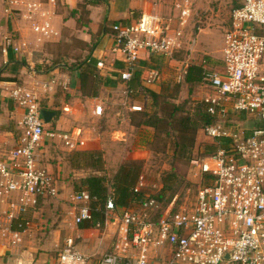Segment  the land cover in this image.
<instances>
[{
	"label": "built area",
	"instance_id": "2783aa9c",
	"mask_svg": "<svg viewBox=\"0 0 264 264\" xmlns=\"http://www.w3.org/2000/svg\"><path fill=\"white\" fill-rule=\"evenodd\" d=\"M170 2V11L110 26L111 50L125 65L119 78L126 84V98L132 94L128 83L141 61L148 63L144 67L147 86L161 80L159 68L150 67L154 59L180 64L174 78L179 85L184 82L195 45L188 33L195 1ZM0 6L8 17L23 14L25 20L37 19L32 30L40 38L58 36L40 2L0 0ZM3 42L4 55L10 50L18 55L25 46L11 35ZM101 67L97 62L96 68ZM51 76L32 87L22 85L9 91L10 98L23 107L17 146L0 159V238L12 248L20 246L40 205L59 196L54 176L40 166L44 142L60 139L70 151L84 144L66 133L44 129L38 95L52 92L56 76ZM202 87L207 92L200 101L217 122L202 131L210 140L211 152L191 161L195 177L200 175L194 204L189 210H173L170 204L154 221L156 203L151 199L131 210L119 209L108 200L105 217L118 213L119 238L116 251L103 255L98 264H264V0H243L231 12L221 68L206 70ZM128 109L143 112L139 105ZM93 114L101 116L102 107L95 105ZM236 114L248 115L250 123L233 127L230 120ZM144 187L140 176L134 192H143ZM71 201L74 223L90 221L88 192L76 191ZM66 247L59 264H90L77 253L67 254L72 250L71 241Z\"/></svg>",
	"mask_w": 264,
	"mask_h": 264
},
{
	"label": "rangeland",
	"instance_id": "374dc122",
	"mask_svg": "<svg viewBox=\"0 0 264 264\" xmlns=\"http://www.w3.org/2000/svg\"><path fill=\"white\" fill-rule=\"evenodd\" d=\"M157 1L159 0L155 2ZM193 1H195V5L188 25V33L190 38L195 39V45L193 47L194 51L190 62L195 64L209 58L210 62L208 63L210 65L218 63L219 66L221 63V51L224 46V35L230 25L231 12L235 9V6L241 3V0ZM159 2L167 8L164 12L171 10L172 6L170 0H160ZM106 6L107 4L104 3L103 12ZM19 16L13 15L11 16L12 18H7L0 6V57H4L2 53L4 45L3 38L11 34L13 40L17 41V39H20L26 44L15 57L25 61L26 49L28 47H31V49L40 47L41 53L36 52L39 54L38 60H43V58H45L43 54L48 53L52 55L48 65H57V68L66 73L72 70L73 65L80 63L85 52H88V50L90 51L93 47V41L88 45L82 42L85 36L84 33H86V27H82L84 25L82 22L76 24L70 23L74 29H63L64 31L61 30L59 32V36L45 40L41 38L42 42L39 43L37 41L38 35L32 30V24L33 22H37V19L34 21L28 20L29 22H27L23 19V14ZM84 20H86V18H84ZM19 21L22 24L24 36H21L19 30L16 29V22L19 23ZM76 29L77 32L75 31ZM17 30L18 32H16ZM30 35L32 37H30ZM22 42L20 41V43ZM178 58H182V56H178ZM179 66L180 64L177 65L173 62L169 63L165 60H152L150 67L159 68L161 80L150 88L157 93H162L166 100L171 103H175L176 105L187 103V109L191 106L194 107L193 103L200 101L207 90L198 85L190 86L177 84L174 77ZM2 67L3 65L0 64V72L2 71ZM220 68L217 70L219 71ZM146 69L147 68H141L140 70L136 69L138 72H134V78H136L138 82L139 78L141 80L147 76ZM131 95L132 102L142 107L143 112L141 113L146 111L148 113H153L155 111L149 96L142 88L137 89L136 87ZM40 105L41 107L47 108L46 102H41ZM117 107V110L121 109L122 112L124 111L122 107L128 108V106L124 104H122V107L120 105H117ZM50 108L52 111V107ZM124 112H127V110ZM159 113L164 114V111ZM140 117L141 115L139 114L129 115L127 121L124 123H120L116 121V119L109 121L110 119L106 118L104 115L98 118L95 125L96 129L99 130L101 134L106 135L103 136L104 149L112 151L114 153L113 156L117 159L123 157V162L128 160L142 161L143 169L141 176H143L146 185L144 191L150 195L156 193L161 188V178L168 171L174 170L185 182L177 191L171 202H174L173 207H175L176 210L179 208L189 210L194 204L195 197L198 193V184L196 182L200 175L198 174V178L195 177V166L192 165L191 160L180 162L172 166L173 144L171 139L168 136L156 133L150 127L138 126ZM248 117L249 116L245 114H236V116L231 118L230 124H232L233 127L243 126L245 122H248L246 121ZM53 127L52 123L44 124L45 130L52 129ZM114 127L124 132L123 142H118V140H116L115 143H113L111 132L114 130ZM120 137L121 136L114 135V139ZM110 138L113 142L110 141ZM209 142L210 140L205 138L202 132L199 133L194 153L199 154L204 152ZM44 150L46 152H44L43 157H40V166L41 168L47 169L54 176L59 190V196L41 205L40 211L33 221L35 225L31 227L30 231L26 232V235H28L32 231L34 235H30L28 238L25 236L24 244H28L35 248L37 250V252H35L36 255L43 253L56 258L57 255L62 252L67 239L71 238L75 243L79 239L77 236L79 227L74 224L73 220L71 195L79 190L76 188V185L80 183L81 179L89 175H96L97 173L88 169H72L69 159L76 151H67L59 139L50 141L49 145H47ZM104 154L105 151L103 152V156ZM103 161L104 171L100 173V175H103L106 180L109 181L112 178L110 162H107L104 158ZM48 164L50 167L47 166ZM116 216H118L117 212L109 213L108 216L105 217L103 226L95 228L100 230L101 233L99 235H102L101 237L93 236L98 239L100 243V245L98 244V248H96V246L91 248V250L95 251L96 249L98 252L95 254L96 256H92L96 261L104 254L108 253L112 244L117 240V225H112L113 218ZM74 249L70 250L67 254L76 253Z\"/></svg>",
	"mask_w": 264,
	"mask_h": 264
},
{
	"label": "crops",
	"instance_id": "0c3cea01",
	"mask_svg": "<svg viewBox=\"0 0 264 264\" xmlns=\"http://www.w3.org/2000/svg\"><path fill=\"white\" fill-rule=\"evenodd\" d=\"M35 1L40 2L42 7L47 10L48 13L46 14V17L50 26L59 36L61 30L64 31L66 28L74 29L70 23L76 24V22L74 19L70 18V11L75 10L78 5H86L85 1L89 2L90 0ZM155 1L156 0H104L103 3L107 4L104 12V4H95L93 6L87 5L86 9L89 11L88 29L92 34H97L102 27H105L106 31L109 32L110 26L113 23L119 21H123L122 23L133 22L139 19L141 15L158 13L167 9L159 2L160 0L157 2ZM7 18L9 17L7 16ZM26 21L29 22L28 20ZM16 24V29L19 30L21 36H24L20 21L19 23L16 22ZM18 30L16 32H18ZM75 31L77 32V29ZM110 33L100 35L95 48L90 49V51L88 50V52L86 51L82 59V61L86 60L87 65L90 59H92L93 63L94 61L95 63L101 62L102 67L100 69L96 68L97 73L102 79H106L112 83L108 85H100L97 91V97L94 98L84 96L80 90V72L82 68H74L79 63L73 65L74 69L72 68V70L64 73L61 69L57 68V65H48L51 60L50 58L52 57L50 54H43V57L45 58H43V60H38L39 54L37 53H41V50L39 49L40 47L37 49H31V47H28L26 49L27 53L25 61L23 59H18L15 55L13 56L14 60L9 61L8 53L7 55H4V57H0V64L3 65L1 69L2 71L0 72V159H3L17 146L18 137L21 133L19 122L23 116V108L10 98L9 91L22 85L32 87L34 82H45L52 77L51 75H54L56 78L54 79L55 84L53 85L52 92H40L38 95L40 99L39 105L41 102H46L48 110L45 111L55 113V116L50 122L54 127L47 131L66 133L71 136L73 140L83 141V146L78 145L75 151H105L103 158L104 160L106 159L107 162H110L111 176L117 172L119 166L123 162V157L117 159L113 156L114 153L112 151L104 149L105 145L103 144V136L106 135L101 134L100 131L96 129L95 125L97 119L104 115L106 118L110 119L109 121L116 119V121L124 123L127 121L129 115H136L141 112H131L128 108L122 107V104L124 103L127 104V106L139 104L132 102L130 97L132 95H128V98H126V84L119 78V74L125 70V65L121 62L119 56L111 50L112 35ZM84 34L85 36L82 42L88 45L91 42L90 36L87 35V33ZM30 37L32 36L30 35ZM38 38L37 41L41 43L42 39L39 36ZM20 41L22 42V40L17 39L18 43H20ZM22 43L24 44L25 42ZM24 45L26 46V44ZM146 66H148V63L141 61L138 63L137 69L140 70ZM138 70L136 72H138ZM135 81L136 78H133V80L128 83V86L133 91L136 88ZM64 83L65 85L63 86ZM139 85L148 89H151L150 87L154 86L145 85L144 79L140 80V78ZM137 89H139V87H137ZM95 105L102 107L101 116H95L93 114V107ZM117 105H120L124 111L127 110V112L130 113L122 112L121 109L117 110ZM50 107H52L54 111H51ZM114 135L121 137L114 139ZM111 137L114 142L111 141V138L110 141L113 143H115L116 140H118V142H123L124 132L117 127H114V130L111 132ZM60 142L63 145L61 140ZM49 143L50 142L47 140L44 142L41 157H43L44 152H46L44 148L49 145ZM64 148L67 149V151H70L68 148ZM47 166L50 167L49 164ZM142 191L143 193L146 192L144 189ZM38 213L31 217L32 222ZM74 214L75 212L73 210V216ZM34 225L33 222V226ZM112 225H117V240L112 244L108 253L116 251L114 247L119 238L118 219L113 218ZM76 226L79 227V225ZM30 229H27L23 233L22 242L17 248L10 247L6 240L0 238V264H59V256L66 251L68 241L72 242V249L75 248L74 250L78 255L88 259V263L98 264L102 258L101 256L97 261L95 258H92V256H96L95 254L98 252L96 249L95 251L91 250V248L94 246L98 248V244L100 245L98 239L94 237L102 236L99 235L101 231L98 229H83L79 227L77 235L79 239L76 243L71 238L67 239L62 252L59 253L56 258L43 253L36 255L35 252H37V250L35 248L28 244H24L25 236L28 238L30 235H34L32 234V231L30 234L26 235V232L30 231Z\"/></svg>",
	"mask_w": 264,
	"mask_h": 264
},
{
	"label": "trees",
	"instance_id": "16d2710c",
	"mask_svg": "<svg viewBox=\"0 0 264 264\" xmlns=\"http://www.w3.org/2000/svg\"><path fill=\"white\" fill-rule=\"evenodd\" d=\"M104 0H90L86 5H78L75 10L70 11V18L74 19L76 23L82 22L85 32L90 36V41H93L95 48L96 42L100 35L107 32L105 27H102L97 34H92L88 29V15L89 11L86 9L87 5L104 4ZM243 0H241L242 3ZM241 3L235 6V9L241 6ZM86 18V20H84ZM123 22V21H122ZM119 21L118 23H122ZM111 34V33H110ZM13 54L11 50L8 52V60L13 61ZM168 61L167 59H162ZM209 58L201 62L192 63L188 67L183 84L180 85H198L202 87L203 73L208 70H216L221 67V63L209 64ZM86 65V66H83ZM213 65V66H212ZM82 68L80 72V90L84 96L97 97V91L100 85L112 84L111 81L102 79L96 71V63L90 59L88 65L85 61H81L74 67ZM73 68V69H74ZM147 73V72H146ZM146 76L144 77V79ZM133 80V79H132ZM1 81V80H0ZM136 87L142 88L149 96L153 113H138L141 115L138 126H146L152 128L156 133L168 136L172 141L173 162L172 166L189 160L204 158L212 150V145L208 143V147L204 152L195 154L196 140L199 133L209 125L217 122V119L206 113L205 107L201 101L193 103L194 107L186 109L187 103L176 105L167 101L162 93H157L151 89L139 85L138 80ZM134 83V82H133ZM161 107V111H160ZM40 110L45 111L47 108L41 107ZM160 114L159 112H163ZM70 167L76 170L88 169L97 173L96 175H89L80 180L76 185L78 191L85 190L91 197L90 209L91 220L79 225L83 229H95L103 226L105 221V206L108 200H111L113 205L119 209H138L139 202L151 199L156 205L153 220L156 221L166 208L173 204L171 202L177 191L184 184V179L174 170L168 171L161 178V188L154 194L146 197L143 192H134L138 179L141 176L143 169V162L138 160H128L122 162L117 172L112 178L107 181L103 175L104 161L102 151H76L69 159ZM136 206V207H135ZM173 210H176L173 207ZM98 226V227H97Z\"/></svg>",
	"mask_w": 264,
	"mask_h": 264
},
{
	"label": "water",
	"instance_id": "95a60500",
	"mask_svg": "<svg viewBox=\"0 0 264 264\" xmlns=\"http://www.w3.org/2000/svg\"><path fill=\"white\" fill-rule=\"evenodd\" d=\"M54 116H55L54 112L41 111V117L45 124H49Z\"/></svg>",
	"mask_w": 264,
	"mask_h": 264
}]
</instances>
